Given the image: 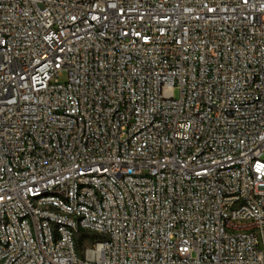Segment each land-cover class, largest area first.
I'll return each instance as SVG.
<instances>
[{"label": "built area", "instance_id": "built-area-1", "mask_svg": "<svg viewBox=\"0 0 264 264\" xmlns=\"http://www.w3.org/2000/svg\"><path fill=\"white\" fill-rule=\"evenodd\" d=\"M263 154L264 0H0V264H264Z\"/></svg>", "mask_w": 264, "mask_h": 264}, {"label": "rangeland", "instance_id": "rangeland-1", "mask_svg": "<svg viewBox=\"0 0 264 264\" xmlns=\"http://www.w3.org/2000/svg\"><path fill=\"white\" fill-rule=\"evenodd\" d=\"M174 95H175V97H179V90L178 89L174 91ZM262 159L264 160V154L262 155Z\"/></svg>", "mask_w": 264, "mask_h": 264}, {"label": "trees", "instance_id": "trees-1", "mask_svg": "<svg viewBox=\"0 0 264 264\" xmlns=\"http://www.w3.org/2000/svg\"><path fill=\"white\" fill-rule=\"evenodd\" d=\"M87 237V235L85 233H82L81 234V237H80V243L82 242L83 239H85Z\"/></svg>", "mask_w": 264, "mask_h": 264}]
</instances>
